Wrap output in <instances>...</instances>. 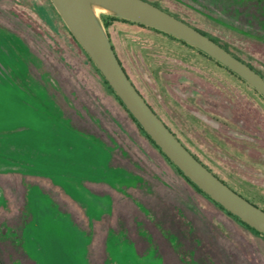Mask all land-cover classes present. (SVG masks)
Listing matches in <instances>:
<instances>
[{
  "label": "rangeland",
  "instance_id": "obj_1",
  "mask_svg": "<svg viewBox=\"0 0 264 264\" xmlns=\"http://www.w3.org/2000/svg\"><path fill=\"white\" fill-rule=\"evenodd\" d=\"M151 1L264 76V0ZM98 15L135 85L185 144L264 207V98L172 37ZM0 25L29 44L37 99L11 74L20 67L13 36L0 33V62L30 106L60 129L43 149L83 151L93 161L92 175L0 171V264H264V236L165 164L50 0H0ZM71 141L78 147L65 148Z\"/></svg>",
  "mask_w": 264,
  "mask_h": 264
},
{
  "label": "water",
  "instance_id": "obj_2",
  "mask_svg": "<svg viewBox=\"0 0 264 264\" xmlns=\"http://www.w3.org/2000/svg\"><path fill=\"white\" fill-rule=\"evenodd\" d=\"M50 2L116 96L161 152L203 193L264 235V210L231 189L203 165L143 99L120 63L97 10L172 35L224 66L263 98L264 78L213 39L145 0ZM29 102L28 94L11 80L6 66L0 62V171L18 170L55 177L67 176L69 172L92 175L90 164L93 161L85 152L43 149L45 136L57 135L60 129L57 123L33 109ZM7 130L13 132L7 133ZM7 155L33 159L39 167L11 163L3 157Z\"/></svg>",
  "mask_w": 264,
  "mask_h": 264
},
{
  "label": "flooded vegetation",
  "instance_id": "obj_3",
  "mask_svg": "<svg viewBox=\"0 0 264 264\" xmlns=\"http://www.w3.org/2000/svg\"><path fill=\"white\" fill-rule=\"evenodd\" d=\"M0 33H2L3 35H7L8 37H12L15 38L14 41V47L15 50L17 52V54L19 55V65L20 67H18L16 70L12 69L13 71H11L12 76L15 80V82L20 85L21 87L27 89L30 91L31 95L37 99V90L36 88H34L31 84L30 81H32L31 79L33 77H36L33 73V69L30 65V62L28 61L29 57L27 56V54L29 52H27L28 50H30V46L27 42H25V40H18L19 38H17L15 36V31L12 29H8L5 26H1L0 25ZM13 42V41H12ZM115 49V48H114ZM116 53V51H115ZM117 55V53H116ZM118 57V55H117ZM119 59V57H118ZM209 60L213 61V59H211L210 57L208 58ZM120 63L122 64L121 60L119 59ZM214 62L216 63V61L214 60ZM220 68H224L221 64H219L218 62L216 63ZM123 66V64H122ZM124 70L126 71L129 79L131 80V82L134 84V86L136 87V89L139 91V93L142 95L143 99L148 103V105L152 108V110L157 114V116L163 121V123L170 129V131L181 141V143L191 152L193 153V155L201 162L203 163V165H205L209 170H211V172L213 174H215L217 177H219V179H222L215 171L212 170V168L207 165L206 163H204L202 161V159L197 155L196 152H194V149H192L191 147H188L185 142L182 140V138L177 134V132L169 125V123L165 120V118L163 117V115L158 111V109H156V107L154 106L153 102L150 100V98L148 97L147 94H145L143 91L139 90V88L135 85V83L133 82V80L131 79L129 73L127 72V70L125 69V67L123 66ZM228 70V69H226ZM235 76V75H234ZM36 92V93H35ZM55 135V134H54ZM61 136H57L56 138H60ZM79 143H75L73 141L69 142L66 144L65 148H69L72 149L73 147L76 148L78 147ZM63 147V145L61 146ZM223 181V179H222ZM225 181V180H224ZM72 218V217H71ZM72 220V219H71ZM112 264H122L121 262H117L115 260H113Z\"/></svg>",
  "mask_w": 264,
  "mask_h": 264
},
{
  "label": "trees",
  "instance_id": "obj_4",
  "mask_svg": "<svg viewBox=\"0 0 264 264\" xmlns=\"http://www.w3.org/2000/svg\"><path fill=\"white\" fill-rule=\"evenodd\" d=\"M161 9H163L164 11L170 13L169 10H167L166 8H164L163 6H161L159 3H156L154 1H151V0H145ZM171 15L177 17L178 19H181L182 21L188 23L189 25L193 26L194 28H196L198 31L202 32L204 35L208 36L209 38L213 39L215 42H217L218 44H220L221 46H223L226 50H228L232 55H234L235 57H237L238 59L242 60L243 62H245L246 64H248L251 68H253L256 72H258L263 78L264 76L259 72L257 71L252 65H250L249 63H247L246 61H244L243 59H241L239 56H237L236 54H234L232 51H230L227 47H225L222 43H220L217 39H215L214 37L210 36L208 33H206L205 31H203L202 29L198 28L197 26H195L194 24L190 23L189 21H187L186 19L180 17L179 15L175 14V13H172L171 12ZM110 19L111 20H122L124 22H128V23H132V24H136L140 27H143V28H147V29H151L155 32H158V33H161L167 37H172V35H168L162 31H159L157 29H153L151 27H147V26H143V25H140V24H137V23H134V22H131V21H128V20H124V19H121V18H117V17H114V16H110ZM104 26L105 28L107 27V22H104ZM71 33V32H70ZM72 35V34H71ZM109 35V34H108ZM73 36V35H72ZM110 38V36H109ZM75 39V38H74ZM172 39H175L177 40L178 42L198 51L199 53L203 54L204 56H206L207 58H209L206 54H204L203 52L197 50L196 48L186 44L185 42L175 38V37H172ZM76 40V39H75ZM77 41V40H76ZM113 46V44H112ZM114 48V46H113ZM115 50V49H114ZM86 53V52H85ZM86 55L89 57V55L86 53ZM90 58V57H89ZM91 60V59H90ZM214 61V60H213ZM217 63V62H216ZM95 65V64H94ZM96 67V65H95ZM224 67V66H223ZM225 68V67H224ZM97 71L101 74V72L99 71V69L96 67ZM226 69V68H225ZM229 71V70H228ZM230 73H232L231 71H229ZM233 75H235L234 73H232ZM101 76L103 77V75L101 74ZM236 77H238L237 75H235ZM239 78V77H238ZM104 79V77H103ZM240 79V78H239ZM242 80V79H240ZM104 82L109 86V88L111 89V91L113 92V94L115 95V97L117 98V100L119 101L120 105H122V107L125 109V111L128 113L129 117L131 118V120L137 125V127L139 128V130L145 135L146 139L157 149V151H159V153L162 155L163 157V160L165 162V164L167 166H171L175 169V171L191 186V187H194L195 190H197L200 194H203L204 196H206L207 198H209L213 203L214 205H216L217 207H219L220 210H222L223 212H225L229 217L235 219L236 221H238L240 224H242L246 229L252 231V232H255L259 235H262L264 236L263 234L259 233L258 231H256L255 229H253L252 227L248 226L247 224H245L244 222H242L238 217L232 215L231 213H229L227 210H225L221 205H219L218 203H216L212 198H210L209 196H207L205 193H203L197 186H195L188 178H186L182 172L180 170H178V168L161 152L160 148L151 140V138L148 136V134L143 130V128L140 126V124L133 118V116L129 113V111L126 109V107L124 106V104L121 102V100L116 96L115 92L112 90V88L110 87V85L107 83V81L104 79ZM245 82V81H243ZM246 83V82H245ZM253 89V88H252ZM219 178V177H218ZM222 180V179H220ZM223 182L226 184V185H229V187L231 189H233L234 191H236L238 194H240L241 196H243L245 199H247L248 201H250L251 203H253L254 205L258 206L259 208H261L262 210H264V207H261L260 205H258L256 202H254L253 200H251L249 197H247L246 195H244L243 193L239 192L237 189H235L233 186H231L229 183H227L226 181H224L223 179Z\"/></svg>",
  "mask_w": 264,
  "mask_h": 264
},
{
  "label": "bare ground",
  "instance_id": "obj_5",
  "mask_svg": "<svg viewBox=\"0 0 264 264\" xmlns=\"http://www.w3.org/2000/svg\"><path fill=\"white\" fill-rule=\"evenodd\" d=\"M100 10H97V12H99Z\"/></svg>",
  "mask_w": 264,
  "mask_h": 264
}]
</instances>
